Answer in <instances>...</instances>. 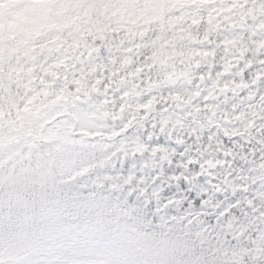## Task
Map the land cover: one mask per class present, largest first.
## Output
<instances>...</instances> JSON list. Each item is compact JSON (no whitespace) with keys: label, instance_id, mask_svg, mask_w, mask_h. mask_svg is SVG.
I'll use <instances>...</instances> for the list:
<instances>
[{"label":"trees","instance_id":"16d2710c","mask_svg":"<svg viewBox=\"0 0 264 264\" xmlns=\"http://www.w3.org/2000/svg\"><path fill=\"white\" fill-rule=\"evenodd\" d=\"M70 1L78 2L17 0L20 7L10 16L51 18L62 12L61 5ZM173 2L177 0L78 2L80 11L74 13L77 17L83 14L85 23L80 32L87 35L88 42L78 45L74 53L61 48L50 59L40 57L33 62L31 83L27 86L33 93L41 92L46 97L40 103L41 109L45 112L50 107L53 111L65 109L70 101L72 103V97L82 101L92 90L96 97H106L103 118L111 126L117 111L120 116L126 113L125 108L121 111L120 103L125 102L132 86L130 68L136 63L145 65L153 80L163 73L157 64L172 61V50L174 55L181 56L182 61H189L183 50L173 48L169 51V35L178 29L183 30V25L173 26L176 18L193 25L190 29L191 56H195L194 60L199 63L205 58L209 60L211 55L221 62L218 59L222 58L225 49L229 53L236 49L247 56L259 52V45L264 46V0H178L186 7L165 12L163 6ZM101 4L106 7L103 12L99 11ZM198 4L207 7H200L199 11ZM63 14L67 15V12L63 10ZM153 17H158L156 24H167L171 30L168 35H158L160 29L149 26ZM93 21L103 29L95 43H91L92 37L88 33ZM4 23L6 21L0 14V25ZM205 23L215 27L205 32L207 39L201 45L199 41ZM130 25L140 27L141 41L121 39L122 33L129 32ZM164 45L169 48L165 49ZM9 70L13 74L27 70L18 53L9 61ZM16 87H20V82ZM124 162L119 159L103 174L127 177L120 172ZM93 179L94 174H90L64 186L58 193L44 191L23 198L0 186L2 249L14 251L7 241L25 243L18 234L28 226L35 243L27 250L30 256L42 246L41 238H47L49 258L58 255L63 260L59 264H85L90 256L84 245L95 241L101 231L109 228L108 223L116 219L113 223L133 230L141 226L139 246H143L142 253L146 256V260L140 261L143 264H264V193L216 194L209 181L179 177L166 180L153 198V193L160 187L159 181L130 179L118 191V184L110 186L111 182L105 181L102 187H97L92 183ZM141 190L143 195H140ZM136 208L143 209V212L138 214L134 211ZM152 226L160 231L153 232ZM42 231H47L48 236L44 237ZM177 254L181 259L176 258Z\"/></svg>","mask_w":264,"mask_h":264},{"label":"clouds","instance_id":"9594fccd","mask_svg":"<svg viewBox=\"0 0 264 264\" xmlns=\"http://www.w3.org/2000/svg\"><path fill=\"white\" fill-rule=\"evenodd\" d=\"M19 7L17 0H0V14L6 21L0 25V186L11 189L23 198L44 191L58 193L64 186L94 174L92 183L97 187H102L105 181H110V186L118 184V191L122 190L131 177L103 174L106 168H113L117 153L121 151L122 145L116 138L120 133L114 132L111 126L98 124L90 118L62 119L51 107L47 112L43 111L40 103L46 97L41 92L33 93L32 88L27 86L31 83L35 60L40 57L50 59L61 48L70 54L74 53L78 45L82 46L88 42L87 35L80 32L85 23L83 14L77 17L70 11L68 15L61 12L51 18L10 16V13L17 11ZM163 7L164 11L168 12L186 5L177 0ZM196 7L207 5L198 4ZM156 19L158 17L150 18L149 26L159 28L158 35H168L170 28L167 24H156ZM179 25H183V30L178 29L169 35V51L173 48L176 51L183 50L185 59L190 61L193 46L190 29L193 25L190 22L185 24L176 18L173 26ZM214 27L205 23L199 44L205 43V32ZM102 32L99 23L93 21L88 27V33L92 37L91 43H95ZM129 32L122 33L121 39H143L139 26L130 25ZM17 53L19 59L27 65V70L22 74H13L9 70V61L17 56ZM12 66H15V61ZM121 67L124 65L121 64ZM18 82L19 88L16 87ZM65 119L71 120V123H64ZM140 195H143V190ZM90 198L91 195L88 199ZM178 205L179 201L176 202V207ZM134 211L140 214L143 209L136 208ZM152 231L158 233L160 230L152 226ZM176 258L181 259L179 254Z\"/></svg>","mask_w":264,"mask_h":264},{"label":"flooded vegetation","instance_id":"af4514ba","mask_svg":"<svg viewBox=\"0 0 264 264\" xmlns=\"http://www.w3.org/2000/svg\"><path fill=\"white\" fill-rule=\"evenodd\" d=\"M201 83L203 88H197L203 93L202 101L195 107L201 117L193 121L199 126L193 127V139L213 147H224L229 160L239 159L243 165H254L255 179H259L264 175V51L253 64L230 65L221 77L209 78L206 85L204 81ZM181 104L188 106L183 99ZM152 105L155 115L151 116L148 111L146 121L153 124L151 135L157 136L159 130L165 131L167 120L157 110L158 105L155 102ZM182 142L183 139H179V143ZM207 154L208 149L194 163L211 162ZM241 171H237L238 179ZM244 178L249 179V175L245 174Z\"/></svg>","mask_w":264,"mask_h":264},{"label":"rangeland","instance_id":"374dc122","mask_svg":"<svg viewBox=\"0 0 264 264\" xmlns=\"http://www.w3.org/2000/svg\"><path fill=\"white\" fill-rule=\"evenodd\" d=\"M78 2H80L81 0H77ZM85 1V0H84ZM94 0H90V3L91 2H93ZM98 1H100V0H98ZM188 1H194V0H188ZM78 2H76V1H70L69 3H65V4H63V5H61V10H62V13H63V10L65 11V12H67V15H68V13L71 11V12H74V11H77L76 13H78L79 11H80V9H79V6L77 5L78 4ZM119 3V2H118ZM73 6H75V7H73ZM106 10V7H104V6H102V4L99 6V11H101V12H103V11H105ZM137 10H139V9H137ZM135 13H138L136 10H135ZM146 33V32H145ZM165 49H168L169 47H167V46H163ZM170 57L172 58V62H170L167 66L169 67L170 65H172L173 64V62L176 60V58H177V55L175 54L174 55V52H173V50L170 52ZM173 71H170V75H171V73H172ZM169 73V72H168ZM168 73H165V74H168ZM192 73V69L191 68H189V69H187L186 70V75L187 76H189V78H192L191 77V74ZM195 78V77H194ZM195 80V79H194ZM91 110V108H90V104H83L82 106H74V107H72V108H70V109H68V112H69V115H70V117H77V118H80V117H86V110ZM183 113V112H182ZM58 114H59V112H58ZM96 246V244H94V245H91L90 247H88L87 248V255L88 256H94L96 253H97V249L98 248H96L95 247ZM8 256V255H7ZM85 263V262H84ZM85 264H88V263H85ZM91 264H93V263H91Z\"/></svg>","mask_w":264,"mask_h":264}]
</instances>
